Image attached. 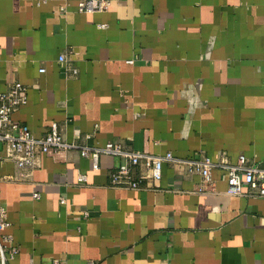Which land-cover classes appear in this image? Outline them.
I'll return each instance as SVG.
<instances>
[{
	"label": "crops",
	"instance_id": "obj_1",
	"mask_svg": "<svg viewBox=\"0 0 264 264\" xmlns=\"http://www.w3.org/2000/svg\"><path fill=\"white\" fill-rule=\"evenodd\" d=\"M77 2L0 0V91L27 86L13 119L35 137L56 121L77 146L244 155L264 168V0H111L96 13ZM98 161L93 169L78 147L42 153L15 180L0 146L3 233L18 247L10 264H264V196L226 193L219 167L209 191L169 162L159 188L125 189L109 185L121 159Z\"/></svg>",
	"mask_w": 264,
	"mask_h": 264
},
{
	"label": "built area",
	"instance_id": "obj_2",
	"mask_svg": "<svg viewBox=\"0 0 264 264\" xmlns=\"http://www.w3.org/2000/svg\"><path fill=\"white\" fill-rule=\"evenodd\" d=\"M111 0H78L77 11L80 13H96L105 11L110 6ZM65 7L60 10L64 13ZM57 60L63 64L66 76H75L78 73L64 53L58 55ZM45 69L41 67L39 72ZM27 86L18 80H12L7 89L0 91V146L4 147V159L12 161L17 167L15 180H24L25 177L39 165V157L42 153L54 155L79 148V154L90 158L92 168L99 167L101 154L112 155L121 159L109 173V185L125 189L159 188L164 162L180 165L187 173L198 174L201 184L198 191L213 189L211 170L215 167L222 169L227 181L226 193L230 195L242 194V188L246 187L248 194L264 196V168L249 162L244 155H239L235 163L224 160L211 161L207 158H180L170 151L163 155L152 154L125 147L112 141H107L102 146L80 145L68 142L64 139L59 124L53 121L46 133L35 137L29 127L22 122L13 119L12 114L27 101ZM89 136V135H87ZM79 182L86 180V175H78ZM38 198V193H33ZM10 226L7 220V211L0 207V264H10L17 254L18 247L12 243V235L3 233ZM54 264H67L58 259H53ZM31 264V263H29Z\"/></svg>",
	"mask_w": 264,
	"mask_h": 264
}]
</instances>
